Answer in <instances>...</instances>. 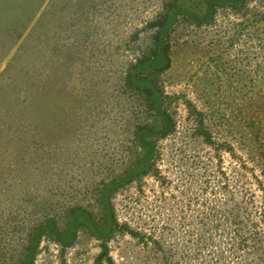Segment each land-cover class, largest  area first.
Wrapping results in <instances>:
<instances>
[{
  "label": "rangeland",
  "instance_id": "374dc122",
  "mask_svg": "<svg viewBox=\"0 0 264 264\" xmlns=\"http://www.w3.org/2000/svg\"><path fill=\"white\" fill-rule=\"evenodd\" d=\"M160 2L87 0L92 3L87 5L81 0H0V138L2 129L17 127L21 136L29 137L31 153L37 157L46 152V158L41 156L44 164L35 167L42 178L59 166L55 149L62 159L75 154L59 164L76 183L82 180L79 169L95 150L96 166L102 155L121 154L125 139L119 123L125 118L118 111L119 119H112L113 90L127 60L139 52L138 44L146 37L144 22L158 12ZM248 8L237 14L219 9L213 23L199 28L182 21L171 34L173 63L161 82L167 94L183 95L203 112L215 140L232 145L236 156L220 154L225 171L244 160L259 176L264 164V22L256 23L252 12H264V3L250 0ZM134 32H140V40L129 48ZM70 53L77 55L72 58L73 73L70 79L61 76L56 84L55 64L63 65ZM171 107L178 129L160 142L159 168L167 181L161 185V179L146 177L141 186L133 184L113 198L120 222L152 231L156 237L163 225L176 224V209L189 215L188 202L204 187L201 181L194 180L193 187L187 184L185 163L196 156H214L211 148L200 144L181 152L180 139L190 121L181 101ZM108 121L112 128L106 133ZM249 139L252 143L247 147ZM6 140L0 139V145ZM13 145L18 147V139ZM2 164L0 170L5 171ZM165 236L171 240L170 233ZM109 249L115 264H140L144 257L128 235H116ZM98 253L99 241L80 234L62 263L58 247L45 240L35 264H94Z\"/></svg>",
  "mask_w": 264,
  "mask_h": 264
},
{
  "label": "trees",
  "instance_id": "16d2710c",
  "mask_svg": "<svg viewBox=\"0 0 264 264\" xmlns=\"http://www.w3.org/2000/svg\"><path fill=\"white\" fill-rule=\"evenodd\" d=\"M249 1L161 0L158 12L144 22L146 37L143 44H138L139 52L127 60L117 80L119 85L113 90L112 119H119L118 111L125 118L119 123L125 139L121 154L102 155L96 166L92 160L95 150L79 169L80 183L73 175H65L59 164L75 156L73 152L62 159L60 150L55 149L53 156L59 166L50 174L42 171L44 179L35 167L44 164L41 156L46 158V152L36 157L29 151L28 136H21L17 127L2 129L0 139L7 140L0 145V163L5 168L0 170V264H35L45 240L58 247V258L64 263L80 234L99 241L94 264H115L109 243L116 235H128L142 248L140 264H264V164L259 176L244 160L225 171L220 154L236 156L232 145L215 140L203 112L183 95L167 94L161 82L173 63L171 34L182 21L198 28L209 26L219 9L236 14L249 11ZM81 4L92 3L81 0ZM252 15L256 23L264 22V12ZM139 33L131 34L129 48L139 42ZM76 56L70 53L63 65L56 62V84L61 76L70 79L72 58ZM180 101L190 121L180 139L181 152L188 153L200 144L211 148L214 156H196L185 163L188 166L184 170H189L187 184L193 187L194 180L204 184L201 197L197 194L188 202V216L176 209V224L170 228L163 225L162 234L156 237L152 231L120 222L113 198L133 184L141 186L146 177L161 179V185L167 181L159 168L163 155L160 142L177 132L171 105ZM111 128L108 121L106 133ZM14 139H18V147L13 145ZM251 143L249 139L246 146ZM166 233H170L171 240H167Z\"/></svg>",
  "mask_w": 264,
  "mask_h": 264
}]
</instances>
